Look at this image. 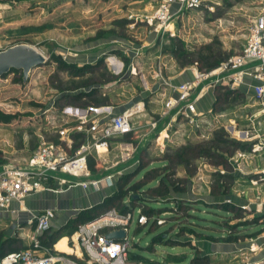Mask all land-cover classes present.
<instances>
[{"label": "rangeland", "instance_id": "obj_1", "mask_svg": "<svg viewBox=\"0 0 264 264\" xmlns=\"http://www.w3.org/2000/svg\"><path fill=\"white\" fill-rule=\"evenodd\" d=\"M151 1L149 14L159 0ZM128 2L0 0V51L25 43L47 58L44 65L32 69L26 83L22 82L21 72L15 70L0 78V168L8 163L22 164L31 156L39 145L34 133L47 130L41 117L49 105L65 111L73 104L66 96L72 90L111 78L103 63L91 74L79 78L81 72L72 63L74 48L104 38L112 39L110 46L143 45L155 34L141 20L145 15L138 17V21L125 17L126 9L133 13L137 10V5ZM259 2L264 0H213L207 3L210 10L184 11L176 21V36L158 35L149 51L142 55L145 57L142 71L147 81L149 73L158 71L159 64L166 67L168 74L173 68L171 71L167 68L173 65L176 71L188 68L195 75L197 71L210 72L239 54L253 18L261 12ZM110 54L126 66L127 60L119 51ZM115 66L120 68L112 69L113 76L125 72L117 61ZM75 75L78 78L73 79ZM138 77L134 78L136 85L118 91L124 96L112 95L113 104L134 103L131 97L142 95L145 89ZM229 85L213 88L214 107L195 118L192 125L187 119L178 120L168 127L166 134L160 132L157 139L156 135L135 148L141 134L136 129L159 106L151 98L145 99L142 102L146 115L134 116V131L111 140L106 160L95 172L119 167L123 154L134 152L136 162L117 168L121 173L119 176L115 173L114 179L116 183L120 176L130 174L131 183L142 185L132 203L148 218L145 226L130 227L128 239L132 247L126 264H244L242 258L248 257L250 261L256 258L250 254L249 246L264 231L259 207L264 176L244 175L246 170L242 166L239 169V159L253 158L252 146L244 142L255 137L249 142L260 143L257 158L264 162V98L258 101L248 88ZM198 106L206 108L207 100ZM129 144L133 145V151ZM46 186L55 191L68 188H59L52 182ZM83 192L73 187L69 196L77 199L76 204L81 203ZM130 198L128 195L123 202H131ZM123 202L119 210L124 207ZM74 206L72 203L71 207ZM80 225H64L50 232H55L58 240L73 236ZM222 234L223 239L218 237ZM230 247L235 248L228 251Z\"/></svg>", "mask_w": 264, "mask_h": 264}, {"label": "built area", "instance_id": "obj_2", "mask_svg": "<svg viewBox=\"0 0 264 264\" xmlns=\"http://www.w3.org/2000/svg\"><path fill=\"white\" fill-rule=\"evenodd\" d=\"M208 1L213 0H159L154 12L141 17L149 27L160 34H170L171 23L176 16L184 11H200L208 7ZM177 10L172 12V6ZM135 18V21H138ZM132 67V65H131ZM131 72L134 74L136 69ZM243 76L256 81L253 87V96L256 100L264 98V12L258 14L251 23L248 36L241 52L227 62L221 63L210 72H196L193 80L177 86L176 96H167L162 101L161 119L167 121V128L178 120L187 119L192 125L195 118L203 116L196 109L198 100L207 88L216 85H229L237 88ZM228 81V82H227ZM227 82V83H226ZM75 111L72 108H67ZM144 110L143 102H137L125 108L122 112L110 115L102 121H88L87 116L77 118L78 132L85 133L89 141L82 143L75 151L68 153L64 147L71 149L70 139L61 143L44 142L37 146L29 158L22 164L8 163L0 169V214H17L26 212L27 228L21 226L15 219L14 232L20 239L28 241V246L17 251L3 252L0 249V264H126L127 253L132 244L128 239L130 227L145 226L148 218L137 206H130V202H123L124 212L110 209L97 219L81 224L75 231L74 241L82 250L77 257L58 250L55 243L51 246L42 244V237L51 231V222L55 218L53 210L30 212L24 208V200L31 194L52 190L46 184L62 187L77 186L83 189L92 188L99 191L101 186H115L114 174L97 177L88 167L93 153L104 154L108 152L110 142L115 137L128 135L134 131L132 117ZM158 126L157 120L150 122L152 130ZM67 129H57L60 140H63ZM157 139V138H156ZM261 146H252V151H258ZM131 153L125 152L122 163H128ZM117 166V165H116ZM120 171L116 175H120ZM15 202L18 207L10 210ZM260 215L264 217V193L259 203ZM123 230L125 237L118 240H107L105 235L109 232ZM249 252L256 258L250 261L248 257L242 258L244 264H264V231L254 240H251Z\"/></svg>", "mask_w": 264, "mask_h": 264}, {"label": "crops", "instance_id": "obj_3", "mask_svg": "<svg viewBox=\"0 0 264 264\" xmlns=\"http://www.w3.org/2000/svg\"><path fill=\"white\" fill-rule=\"evenodd\" d=\"M118 1V0H117ZM121 1V0H120ZM157 1V0H155ZM117 3V2H116ZM128 3H131L133 5H137V10L133 13V10L126 9V16L127 19L131 20L134 18H138L142 15L149 14V8L152 4L151 0H129ZM158 2H156L157 5ZM264 2H259L260 5H262L261 12H264ZM112 4V3H111ZM260 9V8H259ZM177 10V6H172V12H175ZM260 12V13H261ZM259 13V14H260ZM183 14H176L174 16L171 26L169 29H171L170 34H166L170 37L176 36V21L179 19V17ZM129 16V17H128ZM124 17V16H123ZM256 17V16H255ZM253 18V20L255 19ZM252 20V22H253ZM112 27V26H111ZM155 34L151 35L150 38L147 39L146 43L143 45H131V44H118L115 46H110V43L112 42V39L110 38H104V39H95L92 43L89 44H79L76 48H74V59H72V63L76 65L79 73L78 77L85 76L87 74H91L92 70L100 67L103 63V67L108 70V72L111 74V78L107 80H100L95 81L89 84L87 87H84L80 85L75 90H72L69 94L70 97L76 96L80 94L79 99L72 100L73 104L69 105L68 108H72L75 111H71L69 109H65V111L57 110L53 105H49L48 108L42 113V119L41 121H44V129L45 132H39L34 133L35 135V142L38 141L39 144L44 142H55V143H61L64 146L63 141H67L70 139L69 146L71 149H68L67 147H64V150L68 153H71L75 151L82 143H87L89 141L87 134L78 132L76 130V126L78 125L77 118L80 116H87L88 121L91 122L93 120L102 121L107 119L110 115L122 112L125 108L133 105L137 102H142L145 99L151 98L153 102L157 103L156 110L151 111V116L147 114L148 119L144 121V123H140L139 127L136 129V132L141 133L138 135V141L137 144H135L136 147H140L141 145H145L150 140L153 139L154 136L161 133H167L169 128H167V121L165 119H161L163 108H162V101L167 96H176V88L178 85L190 82L193 80L194 73L193 71L189 70L188 68L180 69L179 71L174 70V66L171 65V67L167 68L169 71L173 68V71L168 74L166 71V67L164 66L162 68V65L156 66L157 72L152 71L149 73L150 80L147 81L142 69L144 67L145 62L143 59L145 58L142 56L145 52H148L149 49L152 47L153 43L158 35H161L158 32H154ZM165 35V34H162ZM119 51L121 54V57H125V60H127L126 66H124L123 63H120L122 67L124 66V70H122V75H116L113 76L112 69L120 68V66H115V63L117 61L118 65L119 61L113 54H110V52ZM108 53V54H107ZM43 54V53H42ZM143 58V59H142ZM159 60V58H157ZM116 60V61H115ZM70 62V61H68ZM114 63V64H112ZM132 65V67H131ZM135 68L136 72L133 74L131 70ZM138 71L140 76L138 77ZM76 75L73 76V79L78 78ZM138 77L139 82L141 84V87L145 89L144 92H142V95L132 96L134 103L128 102V103H122L120 106L115 105L111 101V97L114 93L116 97L124 96V93H118L120 89H123L124 87L130 86L133 87L135 84L134 78ZM125 82V83H124ZM120 83V84H119ZM258 85L256 81H253L251 78L247 76H243L241 79L240 89H243L244 87L248 88V91L252 94L253 93V87ZM135 88V87H134ZM68 91H66L67 93ZM65 93V92H62ZM213 88H207L205 92L203 93L202 97L198 100L196 104V109L199 114L207 113L211 110V107L215 101V97L213 94ZM65 95V94H64ZM68 96V95H66ZM125 98V97H124ZM207 100V106L206 108L199 107L198 103ZM87 102V103H86ZM161 105V106H160ZM141 111L140 113L136 114L135 117L139 118L141 116H145L146 113H143ZM154 115V116H153ZM134 116L132 117V119ZM152 120L158 121V126L156 129L152 130L150 127V122ZM149 121V122H148ZM67 129L66 134L67 136L63 137V140L59 138L57 134V129ZM232 128V127H231ZM234 129V128H232ZM234 132V130H232ZM247 134V133H246ZM54 137L53 140H50L49 137ZM159 135L156 136V138ZM252 139L255 137H251ZM246 140L244 142L247 146H258L260 143H258L256 140L255 142H249L250 139ZM46 139V140H45ZM26 141V140H25ZM38 146V145H37ZM112 146V142H110L109 148ZM119 147H122V145H118ZM132 151L134 150L133 145H128ZM260 146V145H259ZM128 150V149H127ZM252 157L248 160L245 159H239L241 160L239 164L242 166L243 170H246V173L244 175H248V177L252 178V176H264V162H261L257 156H260L257 154L258 151H252ZM108 152L104 154H95L93 153L92 160L94 164V175L97 177L106 176L109 174H115L117 172V168H120L123 166V164L118 167H109L105 169V171L101 172H95V169L101 165L102 161L106 160V155ZM137 159H135L134 152H131V159L127 164H133L136 162ZM4 166V165H3ZM126 167V166H125ZM128 167V165H127ZM2 168V167H1ZM0 168V169H1ZM77 187V186H73ZM73 187H69L67 189H61V190H46L42 192H36L34 194L29 195L24 200V208L30 212H40L44 210H53L55 212V218L51 222V230L55 229L56 227H61L67 224V222L70 219H73L81 210L90 208L100 202H102L106 197H109L112 195L115 190L113 186L106 187L101 186L99 191H94L92 188H80L82 190H85L83 192L84 196L82 197L81 203H77V199H73L72 196H69L71 189ZM75 203V206L72 208L71 204ZM18 207L17 203L13 202L10 205V210H16ZM28 218V214L26 212H19L17 214H10V213H1L0 214V244L3 245V252L8 251H17L15 248L20 246L18 250L24 249L28 246V241L25 239H20L16 236V232H14V227L12 222L17 219L21 223V226H25L26 229L27 226L25 225V221ZM226 234V232H225ZM225 234H222L221 236H218L219 238H225ZM235 235V234H232ZM66 239V246L68 247V251H62L66 254H72L77 257L82 255L81 248L77 245V243L73 240L74 236L68 237H60ZM73 238V239H72ZM58 239L55 242L56 243L60 240ZM234 246V245H233ZM235 247H230L227 250H234ZM226 250V249H225ZM61 251V250H60Z\"/></svg>", "mask_w": 264, "mask_h": 264}, {"label": "trees", "instance_id": "obj_4", "mask_svg": "<svg viewBox=\"0 0 264 264\" xmlns=\"http://www.w3.org/2000/svg\"><path fill=\"white\" fill-rule=\"evenodd\" d=\"M65 66L69 67L70 65L65 64ZM13 71V70H12ZM16 71V70H15ZM73 101L79 99L80 94L70 97ZM219 100V98H217ZM215 104H213L214 107ZM88 167L91 172H94V164L92 160L89 161ZM131 176L130 174L120 176L116 183H115V192L110 195L109 197L105 198L102 202L81 210L73 219H70L65 227H74L78 224H84L91 222L101 215H103L106 211L110 209H116L117 211L124 212L125 208L123 207L121 210L118 209V206L123 202L128 195L131 196L130 206L133 207L134 204L132 203L134 195L142 189V185L139 182H132L131 183ZM133 195V196H132ZM57 241L55 240V232L46 233L42 237V244L46 246H51ZM3 245L0 244V249L3 250ZM18 250V248H15Z\"/></svg>", "mask_w": 264, "mask_h": 264}, {"label": "water", "instance_id": "obj_5", "mask_svg": "<svg viewBox=\"0 0 264 264\" xmlns=\"http://www.w3.org/2000/svg\"><path fill=\"white\" fill-rule=\"evenodd\" d=\"M47 58L35 47L21 43L0 51V78L12 70L20 71L22 82L26 83L32 69L44 65ZM123 230H116L105 235L107 240H118L125 237Z\"/></svg>", "mask_w": 264, "mask_h": 264}, {"label": "bare ground", "instance_id": "obj_6", "mask_svg": "<svg viewBox=\"0 0 264 264\" xmlns=\"http://www.w3.org/2000/svg\"><path fill=\"white\" fill-rule=\"evenodd\" d=\"M56 248L61 251H68V247L66 246V239L61 238L57 243H56Z\"/></svg>", "mask_w": 264, "mask_h": 264}]
</instances>
